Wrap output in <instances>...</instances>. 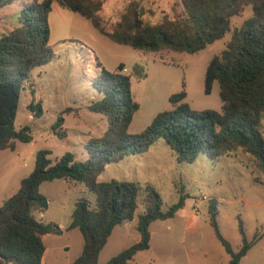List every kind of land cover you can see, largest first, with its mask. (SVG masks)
Masks as SVG:
<instances>
[{"label": "trees", "instance_id": "obj_1", "mask_svg": "<svg viewBox=\"0 0 264 264\" xmlns=\"http://www.w3.org/2000/svg\"><path fill=\"white\" fill-rule=\"evenodd\" d=\"M14 2L23 6L20 24L0 36L1 150H15L18 141H33L30 126L17 130L14 123L21 89L29 74L54 57L49 22L54 3L89 21L102 36L143 54L163 50L198 53L224 39L231 32V20L242 15L246 7L252 8V15L232 31L225 49L211 59L205 71L204 92L210 94L218 82L221 111L192 109L182 90L170 96V110L158 113L142 132L131 134L129 128L140 108L132 93L131 77L123 72V64L111 72L99 63L102 69L94 86L104 96L90 109L106 116L108 131L91 143L89 157L83 162L75 160L70 152L54 162L50 151L37 153L32 173L0 205V264H42L46 254L44 236L62 234L56 223L40 222L34 215L49 205L41 185L56 179L85 183L97 199L95 208L87 199L75 205L68 230L78 229L84 244L72 264H99V255L115 227L133 221L140 207V241L106 264H130L138 253L149 251L151 224L174 218L189 194L181 188L178 201L163 211L161 196L149 183L114 179L100 182L98 177L107 165L145 153L160 140L175 153L179 163H193L201 157L217 162L242 151L253 158L264 175V0H175L173 18L159 23L144 21L135 1L117 17L103 16L104 0H0V8ZM29 109L39 115L42 105L31 103ZM209 214L217 239L231 257L229 264H240L263 238L264 234L256 232L248 240L240 221L243 245L235 251L220 231L214 201L209 204Z\"/></svg>", "mask_w": 264, "mask_h": 264}, {"label": "rangeland", "instance_id": "obj_2", "mask_svg": "<svg viewBox=\"0 0 264 264\" xmlns=\"http://www.w3.org/2000/svg\"><path fill=\"white\" fill-rule=\"evenodd\" d=\"M132 1L139 4L146 22L173 18L175 0H104L103 16L117 17ZM22 7L20 2H14L0 8V36L20 24ZM251 15L252 8L248 6L242 15L231 20V32L224 39L198 53L163 50L143 54L109 40L89 21L55 4L49 17L54 57L29 74L21 89L14 123L17 130L30 126L33 141H18L15 150L0 149V205L32 173L38 152L50 151L53 162L70 152L75 160L83 162L89 157L91 143L106 134V116L90 109L104 96L94 86L102 69L99 63L111 72L123 64V72L131 77L132 93L140 105L129 128L131 134L142 132L158 113L170 110V96L182 90L192 109L221 111L218 82L210 94L204 92L205 71L211 59L225 49L232 31ZM31 103L42 105L39 115L29 109ZM262 131L264 134V120ZM113 179L149 183L159 192L163 211L178 201L181 188L189 194L185 206L173 219L152 224L153 248L138 253L131 264H196L200 258L204 259L198 250L202 244L191 235L184 236L186 218L202 196L215 202L220 231L234 250L241 243L240 221L248 239H253L256 232L264 234V206L260 207L264 203V175L253 158L242 151L217 162L201 157L193 163H179L175 153L160 140L145 153L107 165L98 177L100 182ZM40 191L49 205L45 211L34 212L36 219L56 223L63 229L60 235L44 236L46 257L42 264H72L84 244L78 229L68 230L75 205L87 199L95 208L96 195L85 183L66 179L44 182ZM206 201L208 205L212 202ZM199 208L201 242L207 248L214 242L222 246L210 224L206 203ZM142 212L140 207L135 219ZM138 238L139 232L130 222L118 225L99 255V264H106L136 244ZM259 246L264 249V235Z\"/></svg>", "mask_w": 264, "mask_h": 264}, {"label": "crops", "instance_id": "obj_3", "mask_svg": "<svg viewBox=\"0 0 264 264\" xmlns=\"http://www.w3.org/2000/svg\"><path fill=\"white\" fill-rule=\"evenodd\" d=\"M55 4H57V3H54L53 6ZM209 199H210V201H212L211 198H209ZM203 203H206V207L208 209V214H209V205H208V202L207 201H200V202H198V199H197L194 206H197L198 207V210L195 211V207H193V211L190 212L189 215L187 216L186 223H185V233H184V236L187 238L188 235H191L192 237H195L196 242L198 241V242H200L202 244L201 247H198V250L201 251V255L204 257V259L203 258L202 259L200 258L199 260L196 261V264H229L231 257L227 253V251L225 250V248L223 247L222 244H221L222 246H219V244H216L214 242L212 244V246H210V247L207 248L206 247V244H203L201 242V241H203V237L198 232V230L200 228V224H201V219L199 218V215H200V208L199 207ZM261 206H264V203L262 205H260V207ZM209 216H210V214H209ZM155 222H157V221H155ZM130 223L132 225H134V227H136V229H137V224H136L137 223V219H134L133 221H130ZM152 224H151V226H152ZM151 226H150V231H151V249H152L153 248V245H154L155 236H154L153 231L151 230ZM62 231H63V229H62ZM140 239H141V237H140V234H139V238L136 241V243L139 242ZM248 240H250V239H248ZM259 241L249 250V252L247 253V255L242 258L240 264H264V249H262L259 246ZM242 245H243V241H242V236H241V243H240V247L238 248V250L241 248ZM45 257H46V254H45L44 258Z\"/></svg>", "mask_w": 264, "mask_h": 264}, {"label": "built area", "instance_id": "obj_4", "mask_svg": "<svg viewBox=\"0 0 264 264\" xmlns=\"http://www.w3.org/2000/svg\"><path fill=\"white\" fill-rule=\"evenodd\" d=\"M209 198H207L206 196H202V198H200V201H206V200H208ZM198 210V207L197 206H195V211H197Z\"/></svg>", "mask_w": 264, "mask_h": 264}]
</instances>
